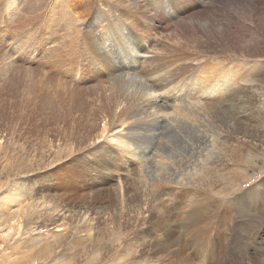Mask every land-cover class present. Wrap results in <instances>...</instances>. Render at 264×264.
Listing matches in <instances>:
<instances>
[{"label": "rangeland", "instance_id": "obj_1", "mask_svg": "<svg viewBox=\"0 0 264 264\" xmlns=\"http://www.w3.org/2000/svg\"><path fill=\"white\" fill-rule=\"evenodd\" d=\"M218 1L213 6L215 8L203 11L202 16L212 18L208 24L210 26L204 24L203 28H200L201 25L192 26L191 24L181 27L178 23L179 19L176 20V17H173L175 19L171 28L157 34L150 26L144 24L145 20L140 17L138 21L129 18L130 23L128 21L121 23L122 26L130 29L133 23H137L139 26H136L137 30H141L135 31L134 35H139L141 39H145V37L148 39L150 35L149 40L152 41L153 38L152 42L155 45L157 43L154 50L167 52L172 48L176 52L185 53L189 59L193 58V61L190 60L192 66H187L183 71L172 70L176 71V74L170 71L167 78L170 83L166 80L167 84L156 90L158 93L165 91V96L172 106L162 107L161 113L153 117L150 114L147 116L142 111L147 105L141 102V99L138 101L142 94L135 87L128 89L135 88L138 92L134 97L136 101L133 99L135 102H132L138 108L136 109L133 104L134 107L126 109L130 114H120L119 111L118 114H111L110 110L113 108L123 111L124 103H118L123 99H119L116 103L111 101L113 98H109L101 103L97 98L98 89H100L97 84L102 82L101 79L95 78L86 81L81 69L75 77L55 71L51 62L54 56L51 53L50 42L60 33L50 35L48 33V27L57 25V17L52 8L53 2L52 0H25L24 9L32 15L34 10L40 6L47 7V9L34 13L36 15L34 18L28 17L27 24L20 29L17 28L15 17L13 19L15 21L10 23L9 34L6 35L4 41H0V264H128L130 261H136V258L138 261L148 259L151 264L156 262V264L181 263V257H185L186 252L191 250V247L185 249L189 238L187 231L182 230L185 217L190 211L189 203L192 199L200 204L207 203L210 199L213 200L212 196L216 189L222 186V184L219 186L214 184V180L217 179L215 175L227 171L231 165L217 162V166L213 168L214 170L212 169L213 173H211L214 177L211 175L212 178L210 177L209 181H205L201 185L202 190L199 189L196 193L190 194L193 198L189 194L183 196L181 190L184 186L172 184L169 179L171 180L173 176L176 177V180L185 178L188 175L187 172L194 169L195 162L202 164L203 157L208 154V151L214 150L212 144L215 145L217 142L216 136L219 133L225 134V147L238 149L251 162V164L236 165L239 172L253 175L250 181H246V184L244 182L242 188H239L233 196L241 193L246 187L255 186L252 192L256 194V197L254 202H243V209L248 208V211L246 209L241 212V215L236 213L231 215L232 217L228 214L227 218L217 212V206L220 203L216 200L217 198L215 199L216 203L209 208L210 210L207 209L208 204L205 208L203 207L204 212L209 211L205 213L208 214V217L212 213L215 218L211 220L209 228H203L201 242L206 253L211 252L215 257V253H218L217 237L225 233V228L223 233L219 230L218 224L222 221L221 219H226L228 222V224L225 223L228 230L226 237L221 241L222 245H227V242L234 236L233 234L238 232L237 228L240 227V222L245 221L246 223L250 218L255 224L250 232L246 233V237L249 239L248 241L245 239V241L251 242L249 243L250 249L254 246L259 248L264 263V167L259 165L260 162L264 164V0ZM55 2L56 6H59L60 2ZM141 2L143 5L152 6L149 0H141ZM225 2L226 4H224ZM200 3L192 7L198 8ZM226 5L227 8H224ZM201 6L205 7L203 4ZM161 8L164 9L165 15L169 12V9L165 10L164 6ZM52 18L55 20L53 21ZM229 18L231 20H228ZM241 22L243 23L241 24ZM62 23L68 29L67 18L63 19ZM226 24L231 27H226ZM0 26V30L5 31L6 25L0 23ZM3 31L2 33H4ZM153 49L150 48L149 52H152ZM167 55L169 56V54ZM162 57L164 58V55ZM213 71L214 75H212ZM180 72L182 73L180 74ZM208 75L213 78L206 79ZM171 78L175 82L173 80L171 82ZM194 78L198 79L195 84ZM58 79L67 86L63 92L57 88ZM51 80L53 81L51 82ZM76 86L77 90L83 89L77 91ZM78 86L81 87L78 88ZM125 91L126 89H115L114 93L123 96ZM107 95H109L108 92ZM103 103L106 104V108L102 107ZM141 107L144 108L141 109ZM163 115L174 118L180 115L181 121L173 120L171 122L173 128L160 133ZM150 116L152 117L150 118ZM172 117L170 118L173 119ZM87 118L90 119L87 121L89 123H86ZM229 118L230 120H227ZM182 119H185L187 124H182ZM92 120H96L97 125L90 130L89 125ZM189 122L193 124V127ZM126 123L134 130V133L128 136V140L138 141L141 148L144 147L143 151L146 150V145L149 147L147 148L148 162L140 163L135 158L116 151L118 148L108 140L105 132L111 133ZM227 123L229 124L227 125ZM78 127L81 128V131L78 130ZM87 129L89 132H86ZM151 133L157 134H153V136ZM102 134L106 138L101 137ZM153 144L157 148L149 153L150 146ZM101 154L112 156L115 165L104 169V174L107 173L105 175L98 174L95 170L96 161L99 158L103 161ZM95 155L99 157L97 158ZM251 160L257 162L252 164ZM161 161L165 162V167L167 166L165 170H163ZM159 167H162V170L158 171ZM185 167H187V171H185ZM241 169L243 170L241 171ZM73 170L81 174L79 182H72ZM109 172L111 174H108ZM170 173H175V175L170 176ZM184 180L186 181V179ZM12 182L19 187L32 190V194L25 200L13 201L11 199L13 191L9 190ZM152 185L154 186L152 187ZM198 191L202 193H198ZM194 194H199L200 197L198 198ZM204 194H209V196ZM193 195L197 198H194ZM36 197L46 198L51 204L54 203V211H56L49 219L40 222L42 232L40 235L38 234L39 236L34 231L35 225L39 223H35V219L30 216L29 207V203L33 202ZM247 204L250 206L248 207ZM172 205H176L175 208ZM214 206L215 208H213ZM186 210L188 211L186 212ZM80 212H84L86 215L83 222L78 221ZM163 219L165 221L168 219L171 223V219L178 221L175 225L173 221V226L171 225L174 232L172 239L167 238L168 242L164 241L159 227L162 226ZM65 227L67 231L70 229V237L67 235L66 239L61 240L63 243L56 242L59 229ZM143 238L144 240H142ZM80 239L82 240L80 241ZM128 248L129 250L133 248L131 249L132 253ZM209 249H214V251H209ZM170 254H172L171 257H168ZM122 256L124 258L126 256V258L122 259ZM197 258L199 257L194 259L195 263H197ZM226 259L224 260L227 261ZM234 259L235 262L236 258ZM116 260H120V262ZM251 260L252 258L247 260L249 264H251Z\"/></svg>", "mask_w": 264, "mask_h": 264}, {"label": "bare ground", "instance_id": "obj_2", "mask_svg": "<svg viewBox=\"0 0 264 264\" xmlns=\"http://www.w3.org/2000/svg\"><path fill=\"white\" fill-rule=\"evenodd\" d=\"M39 1V0H38ZM59 1L60 4L59 6H56V2ZM148 1V0H147ZM152 6H147L143 5L141 0H52L53 5L52 8L55 12V15L57 17L56 23L57 25L54 27L52 25L50 28L48 27L49 35L53 33H60L55 39L52 38V41L50 42V46L52 47L51 53H53V60L52 66L55 71H57L59 74L61 73H67L71 74L75 77L76 74H78L79 69L83 71V74L85 75V80L88 81L90 79L94 80L95 78L101 79V83L97 84V86H100V89H98V95L97 98L98 100L102 103L104 100H107L109 98H113L111 101L116 102L120 99H123L121 102L119 101L118 103H124L122 108L123 111L117 110L115 108L110 110L111 114H118L117 112L119 111L120 114H130L126 109L133 106L134 103H132L136 99L134 98L135 95L138 93L136 92V89L138 91H141V96H139V100H142L141 102H144L147 107L143 109L142 111L148 114L153 115V117H156L154 115H158L161 113V108L167 107V106H172L171 102L169 103V100L167 99V96H165V91L157 92L156 90L159 88H162L165 84V81L168 78L169 72H174L172 70H180L183 71L187 66H192V59H189L188 56L183 53V52H176L172 48L168 50L167 52L165 50H154L153 48L156 45L152 42L149 35V38L146 39H141L139 38V35H134L135 31L137 30V23H133L132 28H128L126 26H122L121 23L128 21L129 18L138 21L140 18L143 20L147 21L146 24L147 26H150L154 31H156L155 34L158 32L162 31H167L168 28L172 25V22L176 17L179 19L178 23L180 24L181 27L187 26V25H202L204 24H210L212 21L208 16H202L203 11H207V9L215 8L213 6L216 5V2H219L218 0H149ZM228 1V0H227ZM230 1V0H229ZM233 1V0H232ZM223 2V1H222ZM237 2V1H234ZM233 2V3H234ZM249 2V1H248ZM250 2H252L250 0ZM25 3V0H0V23L6 25L5 31L0 30V41H4L5 37L7 34H9L10 30V23L15 21L13 20L16 17V24L17 28H23L27 24V18L28 17H35L37 11H43L44 9H47V7H39L38 9L34 10L33 15L30 12H27L24 9L23 4ZM200 3V6L198 8L192 7V6H197V4ZM240 3V2H239ZM58 4V3H57ZM201 4L205 5V7H202ZM221 4V3H219ZM218 4V5H219ZM226 4V2L224 3ZM223 4V5H224ZM236 4V3H235ZM238 4V3H237ZM254 4V3H253ZM257 4V3H256ZM259 4V3H258ZM165 7L166 9H169V12L165 13L163 12L164 9L161 7ZM220 6V5H219ZM38 7V6H37ZM242 7V6H241ZM51 8V7H50ZM192 8V9H190ZM227 8V5L226 7ZM240 6L238 7V9ZM248 8V7H246ZM245 8V9H246ZM49 9V8H48ZM217 9V8H216ZM220 9V8H219ZM223 9V8H222ZM243 9V8H242ZM247 10V9H246ZM245 10V12H246ZM252 10V9H251ZM45 11V10H44ZM224 11V10H223ZM239 12V11H237ZM255 12V11H254ZM205 13V12H204ZM217 13V12H216ZM227 13V12H225ZM259 13V12H258ZM264 13V12H263ZM211 14V13H210ZM220 14V13H219ZM229 14V13H228ZM227 14V15H228ZM231 14V13H230ZM241 14V13H240ZM245 14V13H244ZM261 14V13H260ZM52 15V14H51ZM208 15V14H207ZM212 15V14H211ZM218 15V13H217ZM221 15V14H220ZM233 15V14H232ZM235 15V14H234ZM210 16V15H209ZM215 16V13H214ZM241 16V15H240ZM55 17V18H56ZM140 17V18H139ZM216 17V16H215ZM224 17V16H223ZM230 17H232L230 15ZM236 17V16H235ZM244 17V16H243ZM37 18V17H36ZM67 18L68 22V29L66 28L65 25H63L62 21L63 19L65 20ZM226 18V17H225ZM53 19V18H52ZM227 19V18H226ZM225 19V20H226ZM233 19V18H232ZM247 19V18H246ZM251 19V18H250ZM47 20V19H46ZM55 19H53L54 21ZM222 20V19H221ZM228 20H231L230 18ZM51 21V22H53ZM234 21V20H233ZM232 21V23H233ZM238 21V20H237ZM256 21V20H255ZM134 22V21H133ZM230 22V21H229ZM239 22V21H238ZM252 22V21H251ZM54 22V24H56ZM66 23V22H65ZM132 23V22H131ZM243 22H241L242 24ZM240 24V23H239ZM49 25V24H48ZM127 25V24H125ZM225 26V24H223ZM227 25V24H226ZM37 26V25H36ZM47 26V25H46ZM137 26V27H136ZM179 26V27H180ZM206 26V25H205ZM210 26V25H208ZM212 26V25H211ZM221 26V25H220ZM229 24L226 26L228 27ZM243 26V25H241ZM255 26V25H254ZM101 27L100 29H98ZM131 27V26H130ZM149 27V28H150ZM190 27V26H189ZM204 27V26H203ZM202 27V28H203ZM231 26H229L230 28ZM248 27V26H247ZM1 28V26H0ZM55 28V29H54ZM150 28V29H151ZM171 28V27H170ZM186 28V27H185ZM184 28V31L186 30ZM199 28V29H200ZM219 28V27H216ZM222 28V27H220ZM235 28V27H234ZM264 28V27H263ZM46 29V28H45ZM175 29V28H174ZM181 29V28H180ZM179 29V30H180ZM195 29H197L195 27ZM207 29V27H206ZM211 29V28H210ZM214 29V28H213ZM241 29V28H240ZM178 30V29H177ZM175 30V31H177ZM193 30V29H192ZM216 30V29H215ZM230 30V29H229ZM228 30V31H229ZM236 30V29H235ZM251 30V28H250ZM2 31L4 33H2ZM36 31V30H35ZM44 31V30H43ZM183 31V30H182ZM45 32V31H44ZM146 32V31H144ZM152 32V31H151ZM241 32V31H239ZM47 33V32H46ZM47 33V34H48ZM143 33V32H142ZM224 33V32H223ZM242 33V32H241ZM161 34V33H160ZM145 35V34H144ZM148 35V34H147ZM163 35V34H162ZM213 35V34H212ZM143 36V35H142ZM238 36V35H237ZM148 37V36H147ZM152 37V36H151ZM157 37V36H156ZM245 37V36H243ZM144 38V37H142ZM240 38V37H239ZM246 38V37H245ZM244 40V39H243ZM241 43V42H240ZM250 43V42H248ZM46 44V43H45ZM238 45V44H237ZM251 45V44H250ZM253 46V45H252ZM243 47V46H242ZM1 48V47H0ZM153 49L152 52H149V49ZM262 48V47H261ZM247 49V48H246ZM249 50V49H248ZM3 51V50H2ZM172 53V54H170ZM248 53V52H247ZM169 54V56L167 55ZM175 54V55H173ZM51 55V54H49ZM164 55V58L162 57ZM167 55V56H166ZM6 56V54H5ZM8 57V56H7ZM6 58V57H5ZM8 59V58H7ZM216 59V58H215ZM9 60V59H8ZM12 60V59H11ZM5 61V60H4ZM6 62V61H5ZM218 62V61H216ZM219 63V62H218ZM8 64V63H7ZM9 66V65H8ZM199 66V65H198ZM12 68V67H11ZM201 69V68H199ZM4 72V71H3ZM176 72V71H175ZM174 72V74H176ZM182 72H180L181 74ZM221 73V72H220ZM215 72H212V75H214ZM58 75V74H57ZM64 75V74H62ZM80 75V74H79ZM78 75V76H79ZM225 76V75H224ZM65 77V76H64ZM172 77V75H171ZM209 77L213 78V76L208 75L206 79ZM229 77V76H228ZM70 78V77H69ZM175 78V77H174ZM225 78V77H224ZM227 79V77L225 78ZM171 78V82H172ZM53 80H51L52 82ZM75 81V80H72ZM168 81V80H167ZM166 81V82H167ZM174 81V80H173ZM57 88L61 89V92L65 91L67 86L58 79L57 80ZM170 83V81H168ZM175 82V81H174ZM173 82V83H174ZM198 82V79L194 78V84ZM2 83V82H1ZM77 83V82H76ZM3 84V83H2ZM72 84V82H71ZM75 84V83H74ZM2 86V85H1ZM75 86V85H74ZM81 87V86H80ZM78 86V88H80ZM84 87V86H83ZM102 87V88H101ZM130 87H135L134 89H128ZM85 88V87H84ZM89 87H87L88 89ZM3 89V88H1ZM81 88L80 90H82ZM86 89V90H87ZM115 89H126L124 92L123 96L117 95L114 93ZM77 90V86H76ZM77 90V91H80ZM89 90V89H88ZM168 90V89H167ZM139 91V92H140ZM169 91V90H168ZM70 92V91H69ZM86 92V91H85ZM107 92L109 95H107ZM167 92V91H166ZM40 93V91H39ZM56 93V92H55ZM121 93V92H120ZM119 93V94H120ZM61 95V94H60ZM84 95V94H83ZM139 95V94H138ZM88 96V95H86ZM137 98V97H136ZM65 99V98H64ZM134 99V100H133ZM176 99V98H175ZM74 100V99H73ZM70 101V100H69ZM134 101V102H135ZM181 104V99L179 100ZM115 106L117 107V105ZM134 104V105H133ZM139 104V103H137ZM184 104V103H183ZM86 105V104H85ZM102 105V104H101ZM142 105V104H141ZM140 106V104H139ZM103 108H106V104L103 103ZM186 107V105H185ZM101 108V107H100ZM136 108V105H135ZM138 108V106H137ZM136 108V109H137ZM144 107H141V109ZM82 109V108H81ZM134 109V108H133ZM132 109V110H133ZM87 110V109H86ZM106 110V109H105ZM177 110V109H176ZM134 111V110H133ZM141 111V110H140ZM233 111V110H232ZM235 111V110H234ZM84 112V111H83ZM164 112V111H163ZM178 112V111H177ZM80 113V112H79ZM93 113V112H91ZM75 114V113H74ZM137 113L135 112V115ZM139 114V113H138ZM232 114V113H231ZM86 115V114H85ZM84 115V116H85ZM165 115V114H164ZM163 115V116H164ZM183 115V114H182ZM88 116V114L86 115ZM115 116V115H113ZM127 116V115H126ZM232 116V115H231ZM97 117V116H96ZM117 117V116H116ZM152 116H150L151 118ZM159 117V116H158ZM167 117V118H166ZM172 117V116H170ZM169 115L163 117V122L161 123L160 127V133L163 131H166L168 129L173 128V125L171 122L173 120L175 121H181L180 115H177L176 118L172 117L171 119ZM86 123H89L90 119L87 118ZM94 119V118H93ZM102 119V118H100ZM106 119V118H105ZM124 119V118H123ZM146 119V118H145ZM144 119V120H145ZM160 119V118H159ZM178 119V120H177ZM97 120V119H96ZM96 120H92L90 122L89 128L90 130L94 127H96ZM182 124L186 123L185 119H182ZM223 120V119H222ZM227 120H230L227 119ZM121 121V120H120ZM149 121V119H148ZM234 121V120H233ZM161 122V121H160ZM222 122V121H221ZM227 122V121H226ZM226 122H224L226 124ZM75 123V122H74ZM110 123V122H109ZM121 123V122H120ZM125 123V122H123ZM145 123V121H144ZM179 123V122H177ZM223 123V124H224ZM156 124V122H155ZM184 124V125H185ZM190 126L193 127V124L189 122ZM224 124V125H225ZM229 123H227L228 125ZM114 125V124H113ZM179 125V124H178ZM184 125H182L184 127ZM82 126V124H81ZM87 126V125H86ZM140 126V125H139ZM144 126V125H143ZM147 126V125H146ZM151 126V125H150ZM160 126V125H159ZM181 126V124L179 125ZM239 126V125H238ZM85 127V126H84ZM88 127V126H87ZM99 127V126H98ZM117 127V125H116ZM186 127V126H185ZM228 127V126H227ZM236 127V126H235ZM104 128V127H103ZM148 128V127H147ZM226 128V127H225ZM229 128V127H228ZM68 129V128H67ZM77 129V128H76ZM81 129V128H80ZM78 127V130H80ZM86 129V128H85ZM133 128L130 126L128 127L127 123L126 125H122L119 128H116L114 131L111 133L105 132L106 136H108V140L112 143L115 144V146L118 148L120 153L123 152L125 155L130 156L131 158H135L138 162L143 163V162H148V156H147V148H149L146 145V153L143 151V148H141V144L138 141H133L130 139L128 140V136L132 135L134 133ZM70 130V129H69ZM89 129L82 130V131H88ZM95 130V129H94ZM159 130V129H158ZM81 131V130H80ZM140 131V130H139ZM151 131V130H150ZM58 132V131H57ZM62 132V131H61ZM92 132V131H91ZM102 132V130H101ZM141 132V131H140ZM158 132V133H159ZM64 133V132H63ZM58 134V133H57ZM67 134V133H66ZM75 134V133H73ZM83 134V133H82ZM99 134V133H98ZM109 134V135H108ZM152 134V133H151ZM156 135L157 133H153ZM152 134V135H153ZM176 134V133H175ZM180 135V132H178ZM215 134V133H214ZM218 134V133H217ZM142 135V134H141ZM153 135V136H154ZM177 135V134H176ZM99 136V135H98ZM103 134L101 137L106 138ZM79 136L77 135V138ZM136 137V136H135ZM217 137V142L214 146V150L210 149L208 151V154L203 157L202 164H194V169L192 171L187 172V177L181 178L179 180H176V177H172L171 180L169 181L175 185H183L184 188L181 194L192 195V193H196L197 190H202L201 185L206 181L210 180L211 173L214 170L213 168L217 166V162L222 164V162L230 164L231 166L227 171H224L222 173H218L215 175L217 179L214 180V184L219 186V184H222L219 188L216 189L215 194H213L212 198L213 200H208L207 203L200 204L198 202H195L192 198L191 203H189V213H187L185 220H184V229L183 231H187V235L189 238V241L185 244V249H189L191 247L190 251L185 254V257H181V263L179 264H245L246 262L251 260V264H264L262 262L263 259H261V252L259 251V248L257 246H254L250 249V244L251 242H246L245 239L248 241V237H246V233H249L251 228L254 226L252 221L249 220L245 223L240 222V227L237 228V233L233 234L234 236L230 239V241L227 242V245H222L221 241L224 237H226V229L227 225L225 226V223L228 224L227 220H223L218 224L219 230L221 233L224 232L225 228V233L224 235L217 237V247H218V253H215L212 255L211 252L206 253V249L203 247L204 245L201 242L202 234H203V228H209L210 223L212 222L211 220L215 217H213L212 213L210 217H208L205 213H208L207 211L204 212L203 209L206 207L208 204L209 209L213 204L216 203L215 199L220 202L218 203L217 212L221 213V216L224 218L239 213L241 215L242 211H245L246 209H243V202L250 203L251 201L254 202V198L256 197V194L252 192L253 187L255 186H250L249 188H244V190L241 193H238L236 196H233L234 193H236L239 188H242V184H246V181H250V178L252 175H248L246 173H241L239 172V169L236 167L237 164L244 163V164H251L250 160L246 158V156H243V153L239 151L238 149L229 148L225 147V134L219 133ZM87 138V137H86ZM103 138V139H104ZM148 138V137H147ZM206 138V137H205ZM154 139V138H153ZM201 140V139H200ZM208 140V139H207ZM215 140V139H214ZM99 142V141H97ZM96 142V143H97ZM143 142V141H141ZM173 142V141H172ZM64 143L65 140H64ZM93 143V142H92ZM166 144V142H164ZM205 143V142H204ZM207 143V142H206ZM214 143V142H213ZM95 145V144H94ZM71 146V145H70ZM83 146V145H82ZM86 146V145H85ZM114 146V147H115ZM227 146V145H226ZM99 147V146H98ZM96 147V148H98ZM160 147V146H159ZM162 147V146H161ZM155 148H157L154 144L150 146L149 153L153 151ZM73 149V148H72ZM107 149V147H106ZM105 149V150H106ZM163 149V148H162ZM100 150V149H99ZM98 150V152H99ZM87 151V150H85ZM101 151V150H100ZM114 151V150H113ZM187 151V150H186ZM107 152H109L107 150ZM111 152V151H110ZM94 154V153H93ZM123 154V155H124ZM200 154V153H199ZM100 155V154H99ZM107 154H101L103 157V161L101 158H99L96 161L95 164V170L98 174L102 173L104 174V169L110 166H115L113 163V158L112 156L106 157ZM115 156V154H112ZM96 156V155H95ZM120 156V155H119ZM152 156V155H151ZM167 156V155H166ZM97 157V156H96ZM99 157V156H98ZM97 157V158H98ZM175 157V156H174ZM194 157V156H193ZM94 158V157H93ZM90 159V157H89ZM188 159V158H187ZM92 160V159H91ZM166 160V159H165ZM164 160V161H165ZM200 160V158H199ZM262 160V159H261ZM260 160V161H261ZM252 161V160H251ZM264 161V160H263ZM163 164V170H165V165L163 161H161ZM167 162V160H166ZM187 162V161H185ZM194 162V161H193ZM257 162V161H256ZM252 161L253 163H256ZM95 163V162H94ZM153 163V162H152ZM168 163V162H167ZM171 163V162H170ZM180 163V162H179ZM189 163V162H188ZM177 164V163H176ZM262 165L264 167V164L261 162L259 165ZM146 165V164H145ZM184 165V164H183ZM197 165V166H196ZM257 165V164H256ZM141 166V165H140ZM159 166V165H158ZM181 166V165H180ZM187 166V165H186ZM238 169H236L235 167ZM243 167V166H242ZM259 167V166H258ZM77 168V167H76ZM117 168V167H116ZM120 168V167H119ZM181 168V167H180ZM235 168V171H234ZM142 169V168H138ZM144 169V168H143ZM152 169V168H150ZM169 169V167H168ZM185 171H187V167L184 168ZM213 169V170H212ZM262 169V168H261ZM81 170V169H80ZM94 170V169H93ZM162 170V167H159L158 171ZM174 170V169H171ZM243 169H241L242 171ZM89 171V170H88ZM110 171V170H109ZM153 171V170H152ZM255 171V170H254ZM92 172V171H91ZM106 172V171H105ZM170 172V171H168ZM217 172V171H216ZM143 173V172H142ZM141 173V174H142ZM153 173V172H152ZM156 173V172H155ZM177 173V171H175ZM175 173H170V176L175 175ZM186 173V172H185ZM254 173V172H253ZM107 174V173H105ZM104 174V175H105ZM108 174H111L110 172ZM145 174V173H143ZM161 174V173H160ZM166 174V173H165ZM155 175V174H154ZM153 175V176H154ZM169 175V174H167ZM73 180L72 182H79L81 178V174L73 170L72 172ZM145 176V175H144ZM213 176V175H212ZM149 178V176H147ZM146 177V178H147ZM169 177V176H168ZM183 177V176H182ZM214 177V176H213ZM139 178V177H138ZM152 178V177H151ZM150 178V179H151ZM170 178V177H169ZM175 178V179H174ZM212 178V177H211ZM186 179V181L184 180ZM87 180V179H86ZM90 180V179H89ZM135 180V179H134ZM143 180V179H142ZM146 180V179H145ZM163 180V179H162ZM185 182H184V181ZM100 181V180H99ZM147 181V180H146ZM149 181V180H148ZM57 182V181H56ZM71 182V183H72ZM157 182V181H155ZM13 183V182H12ZM62 183V182H61ZM87 183V182H86ZM95 183V182H94ZM148 183V182H147ZM151 183V182H150ZM69 184V183H68ZM153 184V182H152ZM149 186V185H147ZM154 185H152L153 187ZM213 186V185H212ZM32 187V186H31ZM214 187V186H213ZM212 187V188H213ZM155 188V187H154ZM167 188V187H166ZM211 188V187H208ZM186 189V190H184ZM256 189V188H255ZM9 190L13 191L11 199L13 201L15 200H25V198H28L29 195H31L32 190L29 191L28 188H22L14 183L11 184L9 187ZM145 190V189H144ZM164 190V189H163ZM215 190V189H214ZM257 190V189H256ZM259 190V189H258ZM146 191V190H145ZM195 191V192H194ZM208 191V190H207ZM210 191V190H209ZM264 192V191H263ZM60 193V192H59ZM82 193V192H81ZM151 193V192H150ZM198 193H202L199 192ZM214 193V192H213ZM108 194V193H107ZM131 194V193H130ZM134 194V193H133ZM211 194V193H209ZM209 194L205 196H209ZM166 195V193H165ZM195 195V194H194ZM193 195V196H194ZM199 194H196L195 196H198ZM202 196V198L204 197ZM109 196V195H107ZM105 196V197H107ZM194 198H197L195 197ZM211 196V195H210ZM259 196V195H258ZM78 197V196H77ZM128 197V196H126ZM163 197V196H162ZM188 199V196H186ZM200 196H198L199 198ZM53 198V197H52ZM129 198V197H128ZM183 198V197H182ZM206 198V197H205ZM130 200V199H129ZM170 200V198H169ZM189 200V199H188ZM187 200V201H188ZM196 200V199H195ZM206 200V199H205ZM224 200L222 203L221 201ZM83 201V200H82ZM157 201V199H156ZM172 201V200H171ZM186 201V200H185ZM186 201V202H187ZM203 201V199H202ZM63 202V201H62ZM161 202V201H160ZM174 203V202H173ZM245 203V204H246ZM259 203V202H258ZM30 216L35 219V223H39L35 225L34 231L35 234L40 235V232H42V226L40 225L43 220L49 219L56 211L55 206L53 205L54 203L48 202L46 198H34L33 202H30ZM74 204V203H73ZM84 204V203H83ZM154 204V202H153ZM140 205V204H139ZM203 205V206H202ZM248 207L250 206L247 204ZM259 205V204H258ZM71 206V205H70ZM93 206V205H92ZM145 206V205H144ZM156 206V205H155ZM162 206V205H161ZM176 205H172L174 207ZM216 206V205H215ZM215 206L213 208H215ZM74 207V206H73ZM171 207V208H172ZM187 207V206H186ZM204 207V208H203ZM149 208V207H148ZM154 208V207H153ZM162 208V207H160ZM175 208V207H174ZM69 210V209H68ZM85 210V209H84ZM92 210V209H91ZM210 210V209H209ZM188 210H186L187 212ZM82 212V211H81ZM80 212V213H81ZM163 212V211H162ZM216 212V213H217ZM78 217L79 222H83L84 218L86 215L83 213L80 214ZM69 214V213H67ZM76 215V214H75ZM158 215V214H157ZM73 216V215H72ZM168 216V215H166ZM165 216V217H166ZM219 216V215H218ZM65 217V216H64ZM169 217V216H168ZM171 217V216H170ZM232 217V216H231ZM234 217V216H233ZM253 217V216H252ZM154 218V217H153ZM167 218V217H166ZM221 218V217H220ZM258 218V217H256ZM146 219V218H145ZM151 219V218H150ZM169 219V218H168ZM163 219L162 226L160 227L161 230V235L163 236L164 241H167L168 237L172 239V234L174 232L173 230V221L174 225L178 223V221L171 219L172 223L169 222V220ZM184 219V218H183ZM182 219V221H183ZM77 220V219H76ZM168 220V221H167ZM230 220V219H228ZM146 221V220H145ZM256 221V220H255ZM253 221V222H255ZM261 221V220H260ZM263 221V220H262ZM261 221V222H262ZM44 222V221H43ZM238 222V221H237ZM64 223V222H63ZM88 223V222H87ZM113 223V222H112ZM150 223V222H149ZM147 224V223H146ZM258 224V223H257ZM47 225V224H46ZM172 225V226H171ZM180 225V224H179ZM178 225V226H179ZM183 225V224H182ZM85 226V225H84ZM113 226V225H112ZM119 226V225H118ZM78 227V226H77ZM89 227V226H88ZM175 227V226H174ZM213 227V226H211ZM262 227V225H261ZM33 228V227H32ZM44 228V227H43ZM157 228V227H156ZM257 228V227H256ZM259 228V227H258ZM46 229V227H45ZM255 229V228H254ZM260 229V228H259ZM60 232L52 235H56L57 241L62 242L61 240L66 239V236L70 234V229L67 231L66 227L59 229ZM73 230V227H72ZM181 230V231H182ZM78 231V230H77ZM84 231V230H83ZM158 231V229H157ZM178 231V230H177ZM182 231V232H183ZM254 232V231H253ZM206 233V232H205ZM252 233V232H251ZM250 233V234H251ZM143 234V233H142ZM231 234V233H230ZM255 234V233H254ZM38 235V236H39ZM71 235V234H70ZM69 235V237H70ZM89 236L91 234H88ZM159 235V233H158ZM253 235V234H252ZM24 236V235H23ZM154 236V235H153ZM161 236V237H162ZM250 236V235H249ZM37 237V236H36ZM73 237V236H72ZM92 237V236H91ZM121 237V236H120ZM146 237V236H144ZM160 237V236H159ZM160 237V238H161ZM166 237V238H164ZM179 237V236H178ZM205 237V236H204ZM203 237V238H204ZM261 237V236H260ZM23 238V237H22ZM42 238V237H41ZM54 238V237H53ZM75 238V237H74ZM147 238V237H146ZM150 238V237H149ZM177 238V237H176ZM263 238V237H262ZM45 239V238H43ZM52 239V238H51ZM90 239V237H89ZM148 239V238H147ZM152 239V238H151ZM174 239V238H173ZM178 239V238H177ZM176 239V240H177ZM226 239V238H225ZM264 239V238H263ZM40 240V239H39ZM82 239H80L81 241ZM144 240V238L142 239ZM159 240V239H158ZM175 240V239H174ZM216 240V239H215ZM10 241V240H9ZM52 241V240H51ZM127 241V240H126ZM163 241V242H164ZM179 241V240H178ZM181 241V239H180ZM204 241V240H203ZM252 241V240H251ZM255 241V240H254ZM264 241V240H263ZM59 242V244H60ZM77 242V241H76ZM75 242V243H76ZM148 242V241H147ZM155 242V241H154ZM168 242V241H167ZM176 242V241H175ZM257 242V241H256ZM11 243V242H9ZM63 243V242H62ZM172 243V242H171ZM170 243V244H171ZM177 243V242H176ZM92 244V243H91ZM132 244V243H131ZM138 244V243H137ZM136 244V245H137ZM159 244V243H158ZM165 244V243H164ZM169 244V243H168ZM215 244V242H213ZM129 245V244H128ZM172 245V244H171ZM176 245V244H175ZM207 245V244H206ZM263 245V244H261ZM54 246V245H53ZM145 246V245H144ZM161 246V244H160ZM216 246V245H215ZM259 246V245H258ZM155 247V246H154ZM166 247V246H165ZM182 247V246H181ZM261 247V246H260ZM124 248V247H123ZM135 248V247H134ZM157 248V247H156ZM159 248V245H158ZM162 248V247H161ZM160 248V249H161ZM171 248V247H170ZM88 249V248H87ZM120 249V248H119ZM133 249V248H131ZM128 250L132 253L133 250ZM169 249V248H168ZM264 249V248H263ZM83 250V249H82ZM86 250V249H85ZM140 250V249H139ZM166 250V248H165ZM120 251V250H119ZM127 251V252H129ZM138 251V250H137ZM146 251V250H145ZM173 251V250H172ZM171 251V252H172ZM209 251H214V249H209ZM83 252V251H82ZM144 252V251H143ZM156 252V251H155ZM162 252V250H161ZM176 252V251H175ZM181 252V251H180ZM264 252V251H263ZM126 253V250H125ZM130 253V254H131ZM136 253V252H135ZM174 253V251H173ZM177 253V252H176ZM128 254V253H127ZM129 254V256H130ZM141 254V253H140ZM83 255V254H82ZM126 255V254H125ZM145 255V254H144ZM164 255V254H163ZM172 254H170L171 257ZM183 255V254H181ZM108 256V255H107ZM124 256V255H123ZM122 256V259L124 258ZM153 256V255H152ZM156 256V255H155ZM128 257V256H127ZM142 257L144 258L143 254ZM146 257V255H145ZM149 257V256H147ZM160 257V256H159ZM173 257H175L173 255ZM178 257V256H177ZM197 258V263H195L194 259ZM236 258V261L234 262V258ZM118 258V257H117ZM126 258V256H125ZM124 258V259H125ZM134 258V257H132ZM158 258V257H157ZM227 258V259H226ZM263 258V256H262ZM120 259V258H119ZM131 259V258H130ZM142 259V258H141ZM176 259V258H174ZM180 259V257H179ZM226 259L227 261H225ZM234 259V260H233ZM135 260V259H134ZM160 260V259H159ZM158 260V261H159ZM248 260V261H247ZM117 261V260H116ZM120 262V260H118ZM117 261V262H118ZM129 261V260H128ZM127 261V262H128ZM126 262V261H125ZM162 262V261H161ZM180 262V261H179ZM151 264L150 260H142L138 261L136 258V261H130L128 264ZM157 263V262H156ZM154 263V264H156ZM159 263V262H158ZM112 264V263H111ZM115 264V263H113ZM169 264V263H168ZM249 264V263H248Z\"/></svg>", "mask_w": 264, "mask_h": 264}]
</instances>
